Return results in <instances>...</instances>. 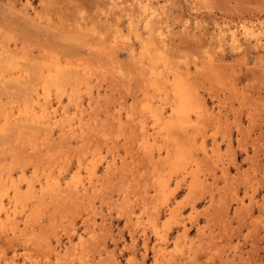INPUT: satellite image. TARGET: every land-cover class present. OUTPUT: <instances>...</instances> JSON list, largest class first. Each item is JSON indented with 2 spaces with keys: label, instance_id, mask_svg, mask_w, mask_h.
Returning a JSON list of instances; mask_svg holds the SVG:
<instances>
[{
  "label": "rangeland",
  "instance_id": "374dc122",
  "mask_svg": "<svg viewBox=\"0 0 264 264\" xmlns=\"http://www.w3.org/2000/svg\"><path fill=\"white\" fill-rule=\"evenodd\" d=\"M151 1L165 6L170 18L200 27L196 31L204 38L219 31L224 35L223 41L214 40L202 50L186 48L179 54L193 70L191 53L202 58L207 48L219 65L196 76L203 110L181 120L165 113L162 125L144 106L165 102V80L171 72L147 67L146 81L137 58L121 49L109 51L113 31L105 43H97L90 36L96 10L92 0H0V200L13 201V208L7 204L12 214L0 215V264H131L133 256L141 257L161 235L166 243L156 249L164 259L185 258L181 264H264V0ZM117 18L121 27L115 36L132 41L126 17ZM231 30L240 48L232 45ZM175 61L176 71H182L185 64ZM56 62L67 64L70 85L66 74L60 93L50 87L44 94L52 102L60 100L57 113L67 111L72 123L78 124L81 114L82 124L88 123L81 136L59 137L54 127L48 136L31 120L13 119V112L25 110L30 88L42 95L44 76ZM18 68L26 76L12 80L10 74ZM79 102L81 113L75 111ZM115 113H120L119 122ZM123 121L129 123L128 130ZM169 124L188 131L196 127V140L175 128L167 139L184 136L185 141L176 139L173 145L159 136L162 143L158 138L148 141V151L138 147L140 125L150 130ZM99 127L113 130L104 133ZM110 158L116 164L106 173ZM93 161L98 170L89 179ZM20 162L25 172L12 178L21 186L15 201L8 174L22 167ZM55 178L63 186L56 195L37 185L38 180L44 186V179L50 183ZM25 182L34 184V192ZM150 255L148 251L146 264Z\"/></svg>",
  "mask_w": 264,
  "mask_h": 264
},
{
  "label": "bare ground",
  "instance_id": "6f19581e",
  "mask_svg": "<svg viewBox=\"0 0 264 264\" xmlns=\"http://www.w3.org/2000/svg\"><path fill=\"white\" fill-rule=\"evenodd\" d=\"M173 1V0H172ZM184 1V0H183ZM194 1V0H193ZM129 2V3H127ZM198 2V1H197ZM92 3L95 5L94 8H96L95 13H94V26L92 28V34H90V36L97 42V43H105V41H107L108 39V32L109 31H113V35H112V39L109 40L108 42L110 43V45H108V49L109 51H112L114 49H121L123 50L127 57L130 58H137L136 61V66L141 70L140 74L142 76V74H144V79L146 81H148L147 75H146V69L147 67L149 68L150 71L155 72V70L157 69H165V71H169L171 72V75L169 77L166 78L165 82V94L166 98H165V102L163 103H159L157 105H153L152 103H146L144 108L147 110L148 113H150V116L152 118H154V120L156 121V123H158V125H162L160 122L162 120V116L165 113H169V115L171 117H175L176 120H181L184 117H188L189 114L191 113H195V114H199L202 110V100L199 94V91L197 90V85H196V76L199 75V72H201V75L203 74L202 72L205 73V71L208 73V71H212L215 67H218L217 63L219 61V59L217 58L216 55H213L209 49H205V51L203 52L204 56L202 58H197V56L194 53H191V55L193 56V60L192 62V67L193 70H191V68L186 65L188 63V60H185L183 58H181V56L179 57V54L186 48H189L191 51H193L194 49H201L204 48L206 46L207 43H209V45H211L213 43L214 40L217 41H223L224 39V35L221 34V31H219L216 34L213 35H209L208 37L204 38L202 34H200V32H197L196 30H199L200 27H194L192 28L185 20L179 22L178 20H176V18H170L171 13H168L166 11L165 6L160 5V7L158 8V6L156 4H158V2H156V4L154 2H152L151 0H92ZM126 3V4H125ZM153 3L156 5V7H153ZM161 3V2H160ZM196 3V2H195ZM184 5V4H183ZM189 8V7H188ZM198 8V7H197ZM180 10V9H179ZM210 13V12H209ZM117 15L121 16H125L127 19L126 22V28L128 29V31L130 33L133 34V39L132 41H123V40H119L118 36H115V33L119 31V28L121 27V23L118 22V18ZM182 18V16H181ZM115 19V23L112 25L111 21ZM178 19V18H177ZM180 20V19H179ZM180 23V25L178 24ZM175 24V26H174ZM141 25V27L139 26ZM200 26V25H198ZM107 30L106 32H104L103 34L99 31L101 30ZM217 29V28H216ZM205 32V31H204ZM203 32V33H204ZM217 32V31H216ZM244 34H248L246 31V27L243 29ZM119 33V32H118ZM124 33V32H123ZM126 33V32H125ZM210 34V33H209ZM243 34V33H242ZM127 35V33H126ZM244 35V36H245ZM108 36V37H107ZM230 39L232 42V45H234L237 48H240L241 45L238 44V42L236 41L238 39L237 37V33L235 30H231L230 31ZM256 43H258V38H256ZM87 43V42H86ZM211 43V44H210ZM204 46V47H203ZM240 50V49H239ZM190 55V56H191ZM185 58H187V56L185 55ZM221 58V57H220ZM175 59H177L176 61H182L184 65V68L182 71H176V69L174 68V61ZM180 59V60H179ZM206 59V62L203 60ZM175 61V64H176ZM54 70L49 71L45 74L44 76V80L42 83V95L40 94V92L38 90L31 89L29 93L27 94V98L26 99V107L24 108L25 110L23 111H19V112H13L14 113V117L13 119L16 121H21V120H31L35 125H37L36 127L38 128L39 126L44 128L45 133L47 135L48 132V136H51L53 127L58 129V133H59V137H70L74 134H76V132H78L77 136H81L83 132H85L84 129V125L88 124V123H83L82 124V116L80 114L79 119H76V123L74 122L72 123V118H70L67 114V111L62 110L60 113H57L58 108H60V100H56V102H52V100L50 99V95L49 94H44L48 92V89L50 87H54L56 92L58 91L60 93V88L59 86L62 83V78L64 80V76L68 73L66 69H64L65 67H68L67 64H62V63H51ZM181 65V64H180ZM20 68H18L16 71H13L10 75H14L15 77L12 78L13 79H18V78H24L26 75H23L21 72L22 70L19 71ZM148 71V70H147ZM161 71V72H162ZM164 71V72H165ZM144 72V73H143ZM162 72V73H164ZM206 73V74H207ZM69 74V73H68ZM68 74L65 76L66 81L68 82V80H70V76H68ZM165 74V73H164ZM163 74V75H164ZM205 74V75H206ZM167 75V74H166ZM13 77V76H12ZM43 77V76H42ZM166 77V76H165ZM72 78V77H71ZM68 79V80H67ZM157 81H159L160 79H158V77L156 78ZM20 81V79H19ZM64 81V83L66 82ZM69 84V82H68ZM63 85V83H62ZM70 85V84H69ZM155 85H157L155 83ZM160 83H158L159 87ZM65 86V84L63 85ZM161 87V86H160ZM88 88V87H87ZM86 88V89H87ZM162 90V87L160 88ZM52 91V90H51ZM163 91V90H162ZM25 95V93H23ZM22 94V95H23ZM140 94V93H139ZM158 94V93H157ZM161 94V93H160ZM144 95V94H143ZM26 96V95H25ZM58 97V96H57ZM56 97V98H57ZM136 97V96H135ZM134 97V98H135ZM160 97V96H159ZM91 96H88V101L87 102V106L91 107V102H90ZM164 99V98H163ZM142 101V100H141ZM22 102V101H21ZM24 102V104H25ZM62 105V104H61ZM163 105H167V107H164ZM82 103H76L75 104V111L78 113L82 112ZM21 107V106H20ZM131 107V106H130ZM143 109V108H142ZM207 110V109H206ZM9 111V110H8ZM144 111V109H143ZM205 111V110H204ZM118 112V110H117ZM12 113V116H13ZM116 114V113H115ZM204 114V113H203ZM210 114V112L208 113ZM1 116V115H0ZM193 116V115H192ZM210 116V115H209ZM208 116V118H209ZM8 117V116H7ZM116 120L119 122L121 120L120 117V113L116 114ZM113 117V118H115ZM190 117V116H189ZM11 118V115H10ZM86 118V117H85ZM170 118V117H167ZM125 119V118H124ZM203 119V118H202ZM201 119V120H202ZM169 120V119H168ZM88 121V120H87ZM170 121V120H169ZM174 121V120H173ZM95 122V121H94ZM163 122V121H162ZM22 123V122H21ZM18 123L17 125L21 124ZM29 122H26V125ZM111 123V122H110ZM109 123V124H110ZM166 123V122H165ZM169 123V122H168ZM97 124V122H96ZM124 124V121H123ZM126 124V125H125ZM124 126L121 127V130L126 129L127 128V124L125 122ZM11 125V124H10ZM116 125V123H115ZM132 125V124H131ZM164 125V124H163ZM171 124L167 125L169 127L165 126H161L159 128L156 127H151L150 130L146 129L143 125L139 126V132H140V142H139V146L141 149L143 150H147V146L150 148L149 144L147 145L148 141H152L155 139H159V136H161L164 140V143H166V141H168V144H173L175 140L177 139H167L168 138V134L171 133L173 130L179 129L181 131H184L185 135H187V138H191V139H195L196 137L193 136V132L195 131L194 128L192 127V130L188 131L186 129H188L186 126H182V125H175L173 126V124L170 126ZM31 126V124H30ZM28 125V127H30ZM33 126V125H32ZM31 126V127H32ZM111 126V125H110ZM109 126V127H110ZM121 126V125H120ZM133 126V125H132ZM9 127V126H8ZM35 129V126H33ZM32 127V128H33ZM39 127V128H40ZM88 127V126H87ZM98 127V125H97ZM114 127V126H113ZM6 128V127H4ZM11 128V127H10ZM100 128V127H99ZM102 128V127H101ZM100 128V129H101ZM112 128V126H111ZM116 128V127H115ZM130 128V127H129ZM191 127L189 126V129ZM30 129V128H29ZM41 129V128H40ZM94 129V128H93ZM109 128H106L105 130H102L107 132H109L108 130ZM200 129V128H199ZM7 130V129H5ZM91 130V129H90ZM90 130H87V132ZM99 130V129H98ZM101 130L100 133H101ZM111 131L113 129H110ZM133 130V129H132ZM131 130V131H132ZM27 131H29L27 129ZM26 131V132H27ZM37 131V130H36ZM34 130V132H36ZM110 131V132H111ZM120 132V130H118ZM123 131V130H122ZM130 131V130H129ZM130 131V132H131ZM5 132V131H4ZM109 132V133H110ZM115 132V131H113ZM178 132V131H177ZM190 132V133H189ZM44 133V134H45ZM95 133V131H94ZM123 133V132H122ZM129 133V132H128ZM132 133V132H131ZM201 133H203V130H201ZM32 134V133H31ZM34 134V133H33ZM36 134V133H35ZM87 134V133H84ZM83 134V135H84ZM91 134V133H90ZM103 134V133H102ZM113 134V133H112ZM176 134V133H173ZM183 134V133H182ZM28 135V134H27ZM39 135V134H38ZM101 135V134H100ZM106 135V134H105ZM110 135V134H107ZM134 135V134H133ZM178 135V134H177ZM181 135V134H179ZM34 136V135H33ZM58 136V134H57ZM89 136V134H88ZM93 137V133L92 135H90ZM121 136V135H119ZM125 136V135H124ZM135 136V135H134ZM203 136V134H202ZM201 136V137H202ZM17 137H19L17 135ZM28 137V136H26ZM31 137V136H30ZM29 137V139H31ZM46 137V136H45ZM85 137V135H84ZM87 137V136H86ZM107 137V136H106ZM105 137V138H106ZM122 137V136H121ZM182 137V135L180 136V138ZM184 137V136H183ZM182 137V138H183ZM25 138V137H24ZM37 137H35L36 140ZM51 138V137H49ZM77 138V137H76ZM83 138V137H81ZM88 139L90 137H87ZM104 138V139H105ZM113 138V137H112ZM109 138V139H112ZM129 138H131L129 136ZM177 139L178 141L183 140V139ZM226 138V137H225ZM19 139V138H18ZM34 139V137H33ZM32 139V140H33ZM92 139V138H91ZM114 139V138H113ZM123 139V138H122ZM228 139V138H227ZM22 140V138H21ZM25 139H23L24 141ZM30 140V141H32ZM34 140V141H35ZM50 140V139H48ZM86 140V139H85ZM102 140V139H101ZM196 140V139H195ZM229 140V139H228ZM29 141V140H28ZM47 141V140H46ZM90 141V139H89ZM124 141V140H123ZM126 141V140H125ZM133 141V140H132ZM160 141V139H159ZM185 141V139L183 140ZM20 142V141H19ZM26 142V141H25ZM37 143V141H35ZM84 142V140H83ZM82 142V143H83ZM87 142V140L85 141ZM94 142V140H93ZM92 142V143H93ZM96 142V141H95ZM94 142V143H95ZM128 142V144L131 142ZM125 142V143H126ZM134 142V141H133ZM171 142V143H170ZM226 142V141H225ZM23 143V142H22ZM28 143V142H27ZM32 143V142H31ZM124 143V142H123ZM150 143V142H149ZM159 143V142H158ZM162 142L160 141V144ZM163 143V145H164ZM186 143V142H184ZM197 143V142H195ZM25 144V143H24ZM34 144V142H33ZM89 144V142H88ZM91 144V143H90ZM99 144V143H98ZM107 144V143H105ZM86 145V144H85ZM97 146V144H95ZM27 146V145H26ZM87 146V145H86ZM89 146V145H88ZM92 146V144L90 145ZM158 146V145H157ZM168 146V145H167ZM203 146V145H202ZM99 147V145L97 146ZM96 147V149H97ZM166 147V146H165ZM170 147V146H169ZM172 147V146H171ZM197 147V146H196ZM30 148V146H29ZM32 148V147H31ZM88 148V147H87ZM160 147L158 146V149ZM33 149V148H32ZM36 149V148H35ZM95 149V148H94ZM154 149V148H153ZM167 149V148H166ZM200 149V148H199ZM197 149V150H199ZM90 150V149H89ZM32 151V150H31ZM148 151V150H147ZM158 152V151H157ZM203 152V151H201ZM179 153V152H178ZM99 154V153H98ZM155 154V153H154ZM157 154V153H156ZM194 154V153H193ZM204 154V153H203ZM151 155V154H150ZM159 157V159L161 158L159 154H157ZM192 155V154H191ZM57 156V155H56ZM162 156V155H161ZM65 157V156H64ZM156 157V156H154ZM180 157V156H179ZM178 157V158H179ZM193 157V156H192ZM204 157H206L204 155ZM50 158V155H49ZM54 158V157H53ZM151 158V157H150ZM149 158V159H150ZM177 158V159H178ZM209 158V157H208ZM15 159V158H14ZM112 158H110L111 160ZM115 159V158H114ZM112 159L111 161H106L105 165H104V171L106 173H108L111 169H113V165L115 167V160ZM154 159V158H153ZM157 159V160H159ZM163 159V158H162ZM168 159V158H167ZM196 159V158H195ZM92 160V158H91ZM211 160V159H210ZM15 162L17 160H14ZM19 161V160H18ZM99 161V160H98ZM154 161V160H153ZM214 161V160H213ZM96 161H93L91 163H89V167H88V178L91 179L93 175H96L97 173V163L95 164ZM156 162V159H155ZM12 163V161H11ZM17 163V165L21 164ZM24 163V162H23ZM103 163V162H102ZM153 163V162H152ZM159 163V162H158ZM161 163V162H160ZM176 163V162H175ZM27 164V162H26ZM154 164V163H153ZM163 164V163H162ZM199 164V163H198ZM22 165V164H21ZM158 165V164H157ZM15 166V165H13ZM26 166V165H25ZM87 166V165H86ZM153 166V165H151ZM160 166V165H159ZM190 166V165H189ZM63 167V166H62ZM193 167V166H192ZM151 168V167H150ZM189 168V167H188ZM186 169V166H185ZM159 170V169H158ZM155 171V170H153ZM25 172V168L20 166L18 167L17 170H15L14 172H11L8 174V180L10 181V185L12 188V198L14 197V195H18L19 190H21V186L17 183H15V181L12 179L14 175L16 174H23ZM27 172V171H26ZM32 172H35L32 171ZM49 172V170H48ZM63 173V172H62ZM79 173V172H78ZM46 174V173H45ZM86 174V173H85ZM183 174V173H182ZM215 174V173H214ZM48 175V174H47ZM59 175V174H57ZM180 176V175H179ZM4 177V176H3ZM29 177V176H28ZM184 177V176H182ZM15 178V176H14ZM44 178V177H42ZM16 179V178H15ZM26 179V178H24ZM51 179V178H50ZM73 179V178H72ZM7 180V179H6ZM33 180V179H32ZM37 180V179H36ZM64 180V179H63ZM67 180V179H66ZM3 183V180H1ZM0 181V182H1ZM20 181V180H19ZM26 181V180H25ZM29 181V180H28ZM44 186H42V183L38 180V184L39 188L41 189V187H44L42 189H50V190H54V194L56 195V190L57 188H59L60 186H62L61 184V180L58 178H55V180H52V182L49 183V180H45L44 179ZM67 182V181H66ZM90 182V181H89ZM71 183H73L71 181ZM25 188L31 190L32 192H34V184L32 182H25ZM68 184V183H67ZM66 184V187H67ZM80 184V183H79ZM164 184V183H163ZM166 184V183H165ZM3 185V184H2ZM1 186V183H0ZM9 186V185H8ZM46 186V187H45ZM65 186V185H64ZM72 186V185H70ZM85 186V185H84ZM80 187V186H79ZM63 186L61 187V191ZM72 188V187H71ZM69 189V188H68ZM66 189V190H68ZM76 189V186H75ZM74 189V190H75ZM81 189L83 190V186L81 187ZM38 190V189H37ZM70 191V192H75V191ZM23 191V190H22ZM25 191V190H24ZM44 191V190H43ZM41 191V195L42 192ZM147 191V190H146ZM51 192V191H50ZM60 192V190H59ZM64 192V191H63ZM62 192V193H63ZM83 193L85 191H82ZM145 192V190L143 191ZM155 192V191H154ZM159 192V191H158ZM6 193V192H5ZM10 193V192H9ZM30 193V192H29ZM36 193V192H35ZM61 193V194H62ZM79 193V192H78ZM83 193L80 194L83 195ZM146 193V192H145ZM21 194V193H20ZM31 194V193H30ZM40 194V193H39ZM46 194V193H44ZM51 194V193H50ZM53 194V196H54ZM60 194V193H59ZM75 194H77V192H75ZM156 194V193H155ZM16 195V196H17ZM148 195V194H147ZM152 195V194H151ZM26 196V193H25ZM31 196V195H30ZM37 196V195H36ZM39 196V195H38ZM58 196V195H57ZM64 196V195H63ZM155 197V195H153ZM157 196V194H156ZM28 197V196H27ZM145 197V196H143ZM149 197V196H147ZM158 197V196H157ZM16 198V197H15ZM13 198V200L15 199ZM19 199V197H18ZM62 199V197H61ZM64 200V199H63ZM144 200V199H143ZM149 200V199H148ZM151 200V199H150ZM3 201L5 202V200L3 199ZM2 200H0V215L3 213L6 215V218L9 217L12 213L10 212L9 207L7 206V204H10L13 202L11 201V199H9L6 203H3ZM15 201H17L15 199ZM152 201V200H151ZM64 202V201H63ZM16 203V202H15ZM19 203V201H18ZM148 203V202H147ZM16 205V204H15ZM158 205V204H157ZM14 206V205H13ZM12 207V205H11ZM13 208V207H12ZM29 210L30 207L28 206ZM157 208V207H156ZM177 208V207H175ZM26 209V208H25ZM167 209V208H166ZM15 211V210H14ZM158 210H156L157 213ZM173 211V210H172ZM153 212V211H151ZM167 212V211H166ZM155 213V212H154ZM23 214V213H22ZM3 215V216H5ZM156 215V214H155ZM164 216V215H163ZM27 217V216H26ZM151 217H154L153 215ZM156 218V217H155ZM11 219V218H10ZM9 220V219H8ZM10 221V220H9ZM13 221V220H11ZM10 221V222H11ZM15 222V221H13ZM11 224V223H10ZM16 226V224H15ZM15 226H13L15 228ZM150 228V227H149ZM186 229V228H185ZM184 229V230H185ZM13 230V229H12ZM185 232V231H184ZM187 232V231H186ZM186 232L184 233L186 236ZM147 238V237H146ZM145 238V239H146ZM158 239L157 237V244H155L153 247L151 246L150 248L145 247L143 255L139 258H137L136 256L132 257V263L131 264H146V258L148 255V251H150L151 255H150V261L148 262L149 264H181L182 261L185 260V258L180 262L177 258V260L172 259V258H168V259H164V257H162V255L159 253V250L156 249V247L160 244L166 243V236L161 235ZM160 240V241H159ZM148 241V240H147ZM156 242V240H155ZM154 244V243H153ZM152 244V245H153ZM135 245V244H134ZM145 245V243H144ZM146 246V245H145ZM155 247V248H154ZM144 248V246H143ZM160 254V255H159ZM134 255V254H133ZM193 257V256H192ZM167 258V257H166ZM188 258V257H187ZM186 258V259H187ZM181 259V258H180ZM193 261V260H192ZM188 264H190L191 260L186 261ZM194 262V261H193ZM192 262V263H193ZM117 264V263H116ZM184 264V263H183ZM186 264V263H185Z\"/></svg>",
  "mask_w": 264,
  "mask_h": 264
}]
</instances>
